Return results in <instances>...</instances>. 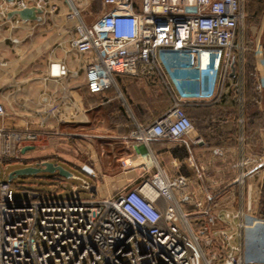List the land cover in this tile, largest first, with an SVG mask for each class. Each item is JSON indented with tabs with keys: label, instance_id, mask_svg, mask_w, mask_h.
Returning a JSON list of instances; mask_svg holds the SVG:
<instances>
[{
	"label": "built area",
	"instance_id": "1",
	"mask_svg": "<svg viewBox=\"0 0 264 264\" xmlns=\"http://www.w3.org/2000/svg\"><path fill=\"white\" fill-rule=\"evenodd\" d=\"M62 1L65 21L77 33L74 48L83 57L90 96L112 89L116 76L137 78L140 71L158 76L168 90L171 106L151 124H135L129 132L128 139L141 144L182 140L193 130L185 105L222 97L232 61L242 64L246 53L257 54L244 38L246 0H99L100 17L89 25L78 19L82 0ZM5 3L22 8L25 0H0V8ZM175 71L178 77H172ZM183 73L199 90H181ZM253 77L260 92L262 85ZM38 139L37 132L0 126V167L22 162L21 146ZM139 159L143 170L155 171L105 197L82 199L79 191L91 185L71 175L79 182L71 186V198L17 201L11 181L0 179V264H213L216 254L204 250L212 246L223 252L217 264H258L238 256L232 245L238 233L227 225L213 233L223 222L204 200L182 192L184 177L166 176L149 153L125 158L120 168ZM259 162L264 163V152Z\"/></svg>",
	"mask_w": 264,
	"mask_h": 264
},
{
	"label": "crops",
	"instance_id": "2",
	"mask_svg": "<svg viewBox=\"0 0 264 264\" xmlns=\"http://www.w3.org/2000/svg\"><path fill=\"white\" fill-rule=\"evenodd\" d=\"M87 6L100 12L99 0L82 2V11ZM62 7V0H25L22 8L6 3L0 8L7 19L0 26L8 28L0 29V105L6 113L0 126L39 135L35 143L21 146L23 162L64 164L88 177L99 191V185L113 184L115 193L119 182L133 187L155 171L143 170V159L127 169L120 162L149 153L166 176L186 179L182 192L204 200L219 217L223 223L213 233L227 225L238 233L232 243L238 256L264 264V163L259 162L264 152V55L249 52L242 64L235 61L234 75L229 74L219 99L185 105L193 130L182 140L141 144L128 134L135 124L145 127L171 106L168 90L158 76L140 71L137 78L116 76L112 89L90 96L83 57L74 48L77 33L65 15L60 17ZM42 9L58 11L60 20L40 19ZM25 10L33 18L21 19L18 13ZM253 75L262 85L260 92ZM189 79L185 73L179 77L181 90H199ZM14 110L16 119L9 118L7 111ZM198 138L201 142L195 144ZM113 173L117 175H107ZM204 250L207 256L216 254L213 264L224 258L214 246Z\"/></svg>",
	"mask_w": 264,
	"mask_h": 264
},
{
	"label": "rangeland",
	"instance_id": "3",
	"mask_svg": "<svg viewBox=\"0 0 264 264\" xmlns=\"http://www.w3.org/2000/svg\"><path fill=\"white\" fill-rule=\"evenodd\" d=\"M89 0H82V2H88ZM64 10H67L65 4H63ZM46 11V12H45ZM65 11L60 10V17H64ZM100 12L93 7L85 8L84 11L82 9L79 11L78 19L82 20L86 24L94 23L97 18L99 17ZM41 18L46 22L60 20L58 17V11H49V10H41ZM5 15L0 14V25L2 22L7 21L5 19ZM36 18V17H35ZM38 19V18H37ZM28 19H25L27 21ZM6 31L8 28L7 26H0V29ZM17 31H12V33H16ZM23 33H29V31H22ZM244 38L253 42L254 50L260 54L264 55V0H246V21L244 24ZM18 111H7V115L9 118L16 119V113ZM22 112V111H21ZM6 115V113H5ZM56 165V163H55ZM25 166H33L35 167L36 164L33 165L31 163L25 162H13L7 164L5 167H0V179L7 180V176L9 173L23 168ZM63 169H68L66 165L61 166ZM65 169V170H66ZM69 170V169H68ZM71 170V172H69ZM68 172L71 175L75 176H83L90 183V189L87 192L79 191V195L82 199L89 198L92 195L94 198L98 197H105L107 193H113V184L106 185H99L100 191L96 189V185L92 182L88 177L81 174L80 172L70 169ZM67 171V170H66ZM73 172V173H72ZM119 174V173H118ZM108 176H116V173L107 174ZM79 182L76 180H72L70 178H64L59 176L57 173L55 174H48V173H36L34 175L22 176L11 180V186L13 190L14 199L17 201H26L29 199H47V200H60V199H67L71 198V186L78 185ZM126 188L124 182L121 181L118 183L117 190L120 191Z\"/></svg>",
	"mask_w": 264,
	"mask_h": 264
},
{
	"label": "water",
	"instance_id": "4",
	"mask_svg": "<svg viewBox=\"0 0 264 264\" xmlns=\"http://www.w3.org/2000/svg\"><path fill=\"white\" fill-rule=\"evenodd\" d=\"M18 15L23 20L33 18V12L30 10L19 12ZM233 75H234V61H232L231 63V72H230V76H233ZM26 149L33 150L34 147H28ZM40 172L48 173V174L57 173L59 176H62L64 178L71 177V174L65 169H63L61 166L54 165L53 163L49 161H43L40 164L36 165L35 167L25 166L23 168L17 169L9 173V175L7 176V181H11L15 178L22 177V176L34 175Z\"/></svg>",
	"mask_w": 264,
	"mask_h": 264
},
{
	"label": "bare ground",
	"instance_id": "5",
	"mask_svg": "<svg viewBox=\"0 0 264 264\" xmlns=\"http://www.w3.org/2000/svg\"><path fill=\"white\" fill-rule=\"evenodd\" d=\"M33 114V113H32ZM37 116V115H36ZM43 116V115H42ZM39 118V117H38ZM39 121V120H38ZM41 123V122H40Z\"/></svg>",
	"mask_w": 264,
	"mask_h": 264
}]
</instances>
